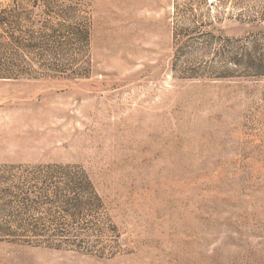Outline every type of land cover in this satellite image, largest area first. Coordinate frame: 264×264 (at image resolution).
Masks as SVG:
<instances>
[{"label": "rangeland", "instance_id": "obj_1", "mask_svg": "<svg viewBox=\"0 0 264 264\" xmlns=\"http://www.w3.org/2000/svg\"><path fill=\"white\" fill-rule=\"evenodd\" d=\"M0 167L91 177L105 252L0 235V264H264V0H0Z\"/></svg>", "mask_w": 264, "mask_h": 264}, {"label": "trees", "instance_id": "obj_2", "mask_svg": "<svg viewBox=\"0 0 264 264\" xmlns=\"http://www.w3.org/2000/svg\"><path fill=\"white\" fill-rule=\"evenodd\" d=\"M7 23L0 18V24ZM8 33V32H7ZM1 34L7 45L14 34ZM17 59L0 63V78H17ZM91 177L80 167L11 164L0 167V235L28 245L105 252L118 230Z\"/></svg>", "mask_w": 264, "mask_h": 264}]
</instances>
